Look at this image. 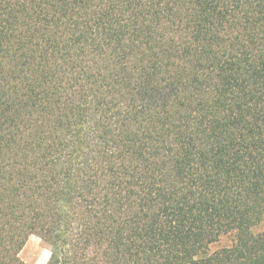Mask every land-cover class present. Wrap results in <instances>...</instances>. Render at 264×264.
I'll return each mask as SVG.
<instances>
[{"label":"trees","instance_id":"1","mask_svg":"<svg viewBox=\"0 0 264 264\" xmlns=\"http://www.w3.org/2000/svg\"><path fill=\"white\" fill-rule=\"evenodd\" d=\"M263 223L264 0H0V264H264Z\"/></svg>","mask_w":264,"mask_h":264},{"label":"rangeland","instance_id":"2","mask_svg":"<svg viewBox=\"0 0 264 264\" xmlns=\"http://www.w3.org/2000/svg\"><path fill=\"white\" fill-rule=\"evenodd\" d=\"M264 229V223L257 226L254 230L260 231ZM234 234L228 233L223 235L219 241L211 245V250H217L222 247L232 245ZM50 246L38 235H31L20 253V257L28 264H46L50 258Z\"/></svg>","mask_w":264,"mask_h":264}]
</instances>
